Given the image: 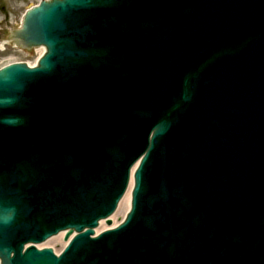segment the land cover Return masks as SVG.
<instances>
[{"label": "water", "instance_id": "obj_1", "mask_svg": "<svg viewBox=\"0 0 264 264\" xmlns=\"http://www.w3.org/2000/svg\"><path fill=\"white\" fill-rule=\"evenodd\" d=\"M17 37L2 264H264V0L43 1Z\"/></svg>", "mask_w": 264, "mask_h": 264}, {"label": "rangeland", "instance_id": "obj_2", "mask_svg": "<svg viewBox=\"0 0 264 264\" xmlns=\"http://www.w3.org/2000/svg\"><path fill=\"white\" fill-rule=\"evenodd\" d=\"M40 1L41 0H0V22L6 23L5 26L0 28V46L5 43V49L0 51V65L8 63L13 59L32 64L35 63L38 56L35 50L29 52L20 51L13 43L8 42V37L11 30L21 25L26 10L39 4ZM2 7L4 10H1Z\"/></svg>", "mask_w": 264, "mask_h": 264}, {"label": "bare ground", "instance_id": "obj_3", "mask_svg": "<svg viewBox=\"0 0 264 264\" xmlns=\"http://www.w3.org/2000/svg\"><path fill=\"white\" fill-rule=\"evenodd\" d=\"M10 43V42H9ZM16 43V42H15ZM2 46H3V44H2ZM2 46H0V49L2 48ZM37 51H38V53L40 54V57L43 55V54H45V52H46V48L45 47H39V48H37ZM32 66V65H31Z\"/></svg>", "mask_w": 264, "mask_h": 264}, {"label": "flooded vegetation", "instance_id": "obj_4", "mask_svg": "<svg viewBox=\"0 0 264 264\" xmlns=\"http://www.w3.org/2000/svg\"><path fill=\"white\" fill-rule=\"evenodd\" d=\"M1 10H4V8L2 7ZM5 19H6V17H5ZM5 25H6L5 22H0V28L3 27V26H5ZM9 31H10V30H9Z\"/></svg>", "mask_w": 264, "mask_h": 264}]
</instances>
